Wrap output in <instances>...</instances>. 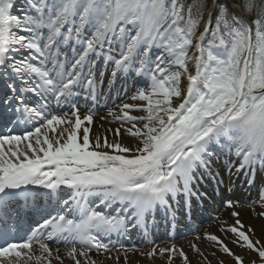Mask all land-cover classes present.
Returning <instances> with one entry per match:
<instances>
[{
    "label": "snow or ice",
    "instance_id": "snow-or-ice-1",
    "mask_svg": "<svg viewBox=\"0 0 264 264\" xmlns=\"http://www.w3.org/2000/svg\"><path fill=\"white\" fill-rule=\"evenodd\" d=\"M98 61L137 83L92 136L80 105L103 96ZM225 160L229 178L264 173V0H0V264H129L139 248L121 241L154 243L157 213L176 223L205 177L225 183ZM251 206L264 217V191ZM231 215L203 237L214 251L191 244L199 264H264Z\"/></svg>",
    "mask_w": 264,
    "mask_h": 264
},
{
    "label": "bare ground",
    "instance_id": "bare-ground-1",
    "mask_svg": "<svg viewBox=\"0 0 264 264\" xmlns=\"http://www.w3.org/2000/svg\"><path fill=\"white\" fill-rule=\"evenodd\" d=\"M97 69V64H96ZM112 73V72H111ZM96 77H99L98 79L99 84L97 91L98 93H103V96L100 97V103L94 105L92 101H89L87 103L81 102L80 110L82 115L88 110L91 109L94 113H98V115L95 117L94 123L91 125L92 129V136H95L99 131H103V129H99V125L103 124L104 128L107 129H115L117 125L115 123H109L108 120H100V116H107V109L114 107V105L120 104L124 101V98L127 96V94L124 96L125 90L128 89V87L132 84L134 86L136 85L137 81L124 78L122 80L119 74L116 78H113L112 75L109 76L108 80L104 81L102 75L98 76L96 72ZM116 79V80H115ZM135 89L129 93H133ZM111 118L109 117V120ZM30 127V126H29ZM109 139H112V135L109 134ZM121 142L128 143L131 145L133 143L131 137H126L123 135V133L120 136ZM226 162L222 161L220 162V167L217 169L221 172V174L224 176L225 183L220 185L219 188H217V185L211 184L206 178L204 181L200 184V193L201 198L200 200L203 201V206L200 208V214L209 216V220L205 222H200L199 220L201 218L196 219L197 215H195L189 207H185L184 201L181 199L180 206L178 208L177 214H176V221L180 222L178 226L180 227V230H182V233L185 234L188 227H190L192 224L195 225L196 230L194 231L195 238L190 241V243H185L183 245H177L178 248H183L184 251L188 254L191 264H199L200 258L196 255V253L190 248L191 244L195 243L197 244L202 251L205 252L206 255H208L211 251H214V247L203 237L208 234H216L218 236H223L224 234L220 231L221 228L231 226L236 217H233L231 215V212L236 211L240 213L239 219L245 226H251L253 229H255L256 237L264 241V217H260L255 215L253 212V207L251 206L250 209L238 207L236 209L234 208H227L224 205V201L231 199L234 202L235 201H242L243 203L256 201L259 199V194L261 187L259 186V180L261 179L264 184V177L261 176L260 171H257L255 173L254 179L249 181V178L245 174H240L238 177L236 175H233L231 178L228 177L227 173L224 172V164ZM215 183V182H212ZM254 184H257L256 186ZM254 185V186H253ZM259 186V187H258ZM264 186V185H263ZM70 191V190H69ZM193 196L192 198H194ZM196 198V197H195ZM191 206V204H190ZM191 208V207H190ZM260 209L258 205L256 206V212H259ZM180 215L181 218L177 217V215ZM211 221L210 223H208ZM176 222V223H177ZM174 223V226L176 225ZM152 222L149 223V234L152 239V237L156 236L159 232V229L153 228L150 225ZM160 229L163 232L170 231V233L173 235V223L170 220L162 221L160 225ZM161 233L160 238L156 240V243L162 241L164 242L161 244V246H158L157 248V256H154L152 258H149L148 256L140 255V252H147L152 249L149 245L147 246L146 240L140 235L138 238H131V239H124L121 242L125 245H136L139 248V251L136 252H130L129 253V264H167L168 255L165 254L164 257L159 256V248H170L173 244H171V241L169 240V237L167 239L165 238L164 233ZM193 234V233H191ZM231 235V234H229ZM159 236V234H158ZM181 236V237H185ZM190 236V235H187ZM197 236L200 237V239H197ZM228 245L230 248H233L234 251L240 252L244 251L239 248H237L235 245H233L231 242H228ZM95 255V254H93ZM255 255V254H253ZM217 256L224 259L227 264H233L231 260H229L228 257H226L222 252H217ZM210 259H212L211 256H209ZM111 264V262H109ZM121 264H123V257H121ZM171 264H180V260H176L175 262H171ZM213 264H215V260H213ZM247 264V262H246Z\"/></svg>",
    "mask_w": 264,
    "mask_h": 264
},
{
    "label": "rangeland",
    "instance_id": "rangeland-1",
    "mask_svg": "<svg viewBox=\"0 0 264 264\" xmlns=\"http://www.w3.org/2000/svg\"><path fill=\"white\" fill-rule=\"evenodd\" d=\"M22 2V1H21ZM103 70V72H102V74H101V71ZM111 72H112V65H111V63H109V65L108 66H104L101 62L99 63V66H98V71H97V73L99 74L98 76H100V75H102V77L105 79V81L106 80H108V78H109V76H110V74H111ZM98 79H100V78H97V80ZM133 91V90H132ZM129 92H131V91H129ZM129 92H125L124 93V96L127 94V96L124 98V101L123 102H127V103H135L134 101H132V100H130V97H131V95L134 93H129ZM261 173V176L262 177H264V173H262V172H260ZM259 186H262L261 187V190H260V192L261 191H264L263 190V188H264V184H263V182H262V180L260 179L259 181ZM257 184H255V186H256ZM258 186V187H259ZM260 192H258L257 191V193L258 194H260ZM235 202H238V203H236V204H234V209H236V208H238V207H243V208H248V209H250L251 208V204H250V202H247V203H243L242 201H235ZM211 221H209L208 223H210ZM196 236H195V234H193V235H190V236H187V237H181V238H179V239H176V240H172L171 241V244H174L175 246H177V245H183V244H185V243H190V241H192L194 238H195ZM164 242H162V241H160V242H158V243H156V242H154V243H151V244H146L147 246L149 245L150 247H152V248H158V246H161V244H163ZM164 245V244H163ZM178 248V247H177ZM191 248V247H190ZM179 249V248H178ZM192 249V248H191ZM193 250V249H192ZM158 252V251H157ZM167 255V254H166ZM173 262H175L176 260H180L181 261V258H180V256L177 254L173 259Z\"/></svg>",
    "mask_w": 264,
    "mask_h": 264
},
{
    "label": "trees",
    "instance_id": "trees-1",
    "mask_svg": "<svg viewBox=\"0 0 264 264\" xmlns=\"http://www.w3.org/2000/svg\"><path fill=\"white\" fill-rule=\"evenodd\" d=\"M208 3V10L210 11L212 8V0H207ZM205 15H207V12L205 13ZM245 19H247V17H245Z\"/></svg>",
    "mask_w": 264,
    "mask_h": 264
},
{
    "label": "water",
    "instance_id": "water-1",
    "mask_svg": "<svg viewBox=\"0 0 264 264\" xmlns=\"http://www.w3.org/2000/svg\"><path fill=\"white\" fill-rule=\"evenodd\" d=\"M212 8V7H211Z\"/></svg>",
    "mask_w": 264,
    "mask_h": 264
}]
</instances>
